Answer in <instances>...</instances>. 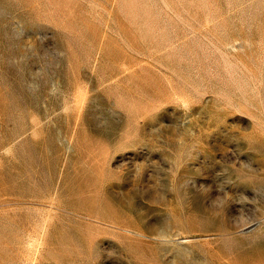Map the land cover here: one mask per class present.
Listing matches in <instances>:
<instances>
[{
  "label": "rangeland",
  "instance_id": "rangeland-1",
  "mask_svg": "<svg viewBox=\"0 0 264 264\" xmlns=\"http://www.w3.org/2000/svg\"><path fill=\"white\" fill-rule=\"evenodd\" d=\"M0 264H264V0H0Z\"/></svg>",
  "mask_w": 264,
  "mask_h": 264
}]
</instances>
